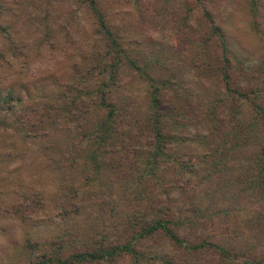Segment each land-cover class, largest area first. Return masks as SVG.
<instances>
[{
	"label": "rangeland",
	"instance_id": "rangeland-1",
	"mask_svg": "<svg viewBox=\"0 0 264 264\" xmlns=\"http://www.w3.org/2000/svg\"><path fill=\"white\" fill-rule=\"evenodd\" d=\"M147 1L150 2V7L154 8V12L150 19L145 20L150 17L145 13L146 10L142 11ZM162 1L143 0L141 4L134 5L131 0H98V4L125 53L140 60L149 59L148 54L150 58L170 60L167 56H174L171 53L176 52L174 46H178V40L173 30L163 27L161 16L167 9L183 11V0H170L166 4L163 2L164 7L158 12L157 5H161ZM250 2L251 0H212L211 9L215 22L226 30L232 56L243 60L247 69L254 72L253 81L258 79V82L264 83V0L251 2L257 9L256 14L250 10ZM198 13L200 10L196 9L192 19ZM96 29L98 23L88 10L85 0H0V91L4 95L11 90L19 100L18 107L32 111L26 115L24 124L29 125L26 126V133L20 130L22 125L16 122L13 116L8 118L10 127H0L1 244L10 240L15 245L18 244V247L23 245L25 248V239L30 238L39 244L35 250L26 247L24 252L33 250L37 253L39 249L44 248L46 241H52L57 235L64 234L66 239L76 237L82 241L97 231L110 230L114 221L120 223L125 213L130 211L128 199H134L137 189L141 188L137 178L138 172L130 171L131 167L138 166L142 160L135 161L131 153L122 152H118L117 158L111 160L116 167L121 166L123 170H127V178L120 179L114 170L109 178L101 175L102 179H95L90 176L92 181L87 183L85 174L78 173L81 161H70L71 139H64L65 134L72 132L73 127L70 130L71 125L68 124L66 129L61 124V121L66 120L59 118V122L52 124L49 132H45L47 130L43 122H40L37 116L46 101L55 112V101L57 97H63L61 93L65 89L71 91V87L75 91L74 88L83 86L79 82L88 81L76 74V69L79 68L76 65L79 64L75 63H81L82 67H86L83 71H86L88 66L84 65H90V57L102 55L104 52V36L94 33ZM191 38L189 36L190 40ZM195 44L191 40L189 45L181 48L184 62L178 58V61L175 60L179 62L178 65L173 67L179 75L185 74L187 80L192 77L188 61L199 54V49H194ZM167 45H173V48L168 50ZM158 48L166 51L163 52L162 49L161 53ZM150 51L155 54L152 55ZM236 65L239 66V63ZM100 67L102 69L103 62ZM107 72L108 70L104 73ZM131 73L132 71H127L129 77L122 78V86L113 88L110 96L120 107L142 113L148 107L147 85L133 78ZM235 74L236 82L239 79L244 82L249 80L238 71ZM99 77L89 80L87 84L94 85ZM215 84L216 81L209 82L208 87L194 92V97L201 100V105L204 104L203 108L207 107V103L212 105V101L218 97L216 95L219 94L214 90ZM185 85L189 91L194 87V84ZM173 95L174 92L170 89L167 93L162 92V104L166 109L169 103L165 99ZM194 97L190 99L192 104L198 102ZM255 100L264 106V95L257 96ZM239 102L235 103L232 113L229 114V109L220 113L221 121L218 125L220 130L228 128L231 124L236 129L248 125V146L240 148L246 152L248 158H236V163H239L234 166L230 164L234 168L222 170V156L216 173L204 176L207 174L206 164L204 169L201 167V180L192 179L189 185L196 188L200 185L201 189H198L201 192V214L209 215L222 210L220 216L217 213L213 222H209L207 231L225 232L224 234L230 237L232 246L244 248L255 241L251 240L254 237V229L250 222L255 216L261 217L264 206L263 193L253 182L257 177L253 159L258 146L264 144V125L255 120L257 116L248 106ZM134 119H137V114ZM94 120L89 118L87 124ZM201 132H206L203 125ZM228 135L230 134L226 130L221 131L219 140L228 142L233 139L235 133ZM219 140L213 141L207 137L203 143H210L211 148L207 150L205 146L194 141L186 148L184 157L187 159L192 155L194 161H209V157L204 153L217 148ZM75 142H78V139H75ZM79 146L75 150H78ZM70 155H74V152ZM192 162L190 160V163ZM136 185L138 188L135 189ZM23 194L44 202L43 212L30 213L24 210L20 205ZM184 198H179V202H183ZM24 203L27 204V201ZM13 205L21 211L3 213ZM76 205L79 206L78 209ZM198 231H201L200 227ZM144 247H147V244L144 243ZM22 255L21 250L18 256ZM169 259L180 264L188 261V258H175L173 255Z\"/></svg>",
	"mask_w": 264,
	"mask_h": 264
},
{
	"label": "trees",
	"instance_id": "trees-1",
	"mask_svg": "<svg viewBox=\"0 0 264 264\" xmlns=\"http://www.w3.org/2000/svg\"><path fill=\"white\" fill-rule=\"evenodd\" d=\"M85 1L98 23V29L94 30V33L104 36V52L102 55L90 57V65H84L88 66L86 71H83L86 67H82L77 61L75 64H79L76 65L79 68L76 69V74L88 81L100 77L94 85H88L86 81L79 82L83 86L74 88L75 91L71 87V91L65 89L61 93L63 97H57L55 101L56 113L46 101L37 116L39 121L43 122L47 130L45 132H49V128H52L50 126L58 123L59 118L66 120L61 121L65 128L68 124L71 125L70 130L73 127L75 137L72 130L65 134L64 139H71L70 148L73 151L69 152L70 161H81L78 173L85 174L87 183L92 181L90 176L95 179H102V176L109 178L114 170L120 179L127 178V170H123L121 166L116 167L112 161L117 158L118 152H122L131 153L135 161L142 160L138 166L131 167L130 171L138 172L137 178L141 188L137 189L134 199H128L130 211L125 213L120 223L114 221L112 229L97 231L82 241L76 237L66 239L64 234L57 235L52 241H46L44 248L39 249L37 253L33 252L39 244L37 241L25 239V246L33 248L26 253V247H18V244L8 240L6 243H0V263L180 264L169 259L173 255L175 258H188V261L182 264H264V206L262 219L255 216L250 222L254 229V237L251 240L255 241L250 240L251 245L239 248L230 244V237H227L225 232L207 231L209 222H213L217 213L220 216L222 210L209 215L201 214L200 185H197L200 189L189 185L192 179L201 180V167L204 169L206 164L207 174L204 176L216 173L222 156V170L234 168L230 164H238L236 158H248L246 152L240 149L242 146H248V125L236 129L231 124L228 128L220 130L218 122L221 121L219 117L222 111L229 109V114L232 113L235 103L240 101L239 103L248 106L250 111L256 114L255 120L264 125V106L255 100L257 96L264 95V83L258 82V79L253 81L254 72L247 69L243 60L232 56L226 30L215 22L211 9L212 0H183V11L164 10L165 14L161 16L163 27L173 30L179 46H174L176 52L171 53L174 55L172 58L167 56L170 60L150 58L149 54V59L140 60L125 53L114 36L108 19L102 13L98 0ZM142 1L131 0L134 5H139ZM163 2L166 4L170 0H163L161 5H157L158 12L164 7ZM251 2L250 10L256 14L257 9ZM196 9H199L200 13L192 19ZM144 10L150 16L145 20L150 19L154 8L150 7L149 1L142 11ZM150 24L151 27L152 22ZM189 36L192 37V42L196 43L194 49H199V54L188 61L192 77L187 80L185 74L179 75L173 67L178 65L179 62L175 61H178V58L184 62L181 48L190 44ZM170 47L173 48V45H167L168 50ZM162 49L158 48V51L162 53ZM165 51L166 49H163V52ZM102 62L103 67L100 69ZM236 63H239V66ZM106 70L108 72L105 74ZM127 71H132L133 78L147 85L148 107L142 113L120 107L110 96L112 89L122 86L123 79L129 77ZM236 71L244 77L247 76L249 80L244 82L239 79L236 82ZM212 81H216L214 90L219 95H216L218 97L212 101V105L207 103V107L203 108L204 104L201 105V100L194 97V92H200V89L208 87V83ZM188 83L194 84L190 91L185 85ZM169 89L174 95L166 97L165 100L169 103L166 109L161 96L162 92L167 93ZM192 96L198 102L192 104ZM17 101L19 100L11 90L4 95L0 91V127H10L8 118L13 116L16 122L21 123L20 130L26 133L29 126L24 124L26 115L32 111L25 107L19 108ZM89 118L95 120L87 124ZM201 125L206 128L204 134L201 132ZM225 130L230 135L235 133L234 140H219L220 132ZM207 137L213 141L219 140L217 148L204 153L209 157V161H194L192 155L187 159L184 157L186 148L194 141L205 146L206 150L211 148L210 143L203 144ZM75 139H78V142H75ZM209 142L212 143L211 140ZM76 144L80 145L78 150H75ZM72 152L74 155H70ZM190 160L193 162L190 163ZM253 162L257 174L253 182L263 193L264 201V144L258 146ZM182 197H185L183 202H179ZM24 201H27V204ZM43 204L40 199L35 200L28 194H23V200L20 202L24 210L30 213L43 212ZM11 208H6L3 213L21 211L15 205ZM78 208L76 205V209ZM199 227L201 231H198ZM144 243L147 247H144ZM21 250L23 255L19 257Z\"/></svg>",
	"mask_w": 264,
	"mask_h": 264
}]
</instances>
